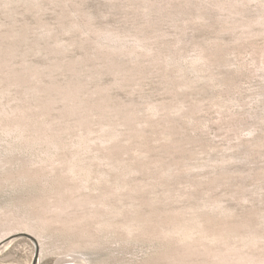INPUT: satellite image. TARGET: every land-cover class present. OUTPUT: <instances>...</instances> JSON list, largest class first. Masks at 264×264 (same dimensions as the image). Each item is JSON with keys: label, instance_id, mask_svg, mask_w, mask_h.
Listing matches in <instances>:
<instances>
[{"label": "rangeland", "instance_id": "1", "mask_svg": "<svg viewBox=\"0 0 264 264\" xmlns=\"http://www.w3.org/2000/svg\"><path fill=\"white\" fill-rule=\"evenodd\" d=\"M3 245L264 264V0H0Z\"/></svg>", "mask_w": 264, "mask_h": 264}, {"label": "water", "instance_id": "2", "mask_svg": "<svg viewBox=\"0 0 264 264\" xmlns=\"http://www.w3.org/2000/svg\"><path fill=\"white\" fill-rule=\"evenodd\" d=\"M22 234L25 235L26 237H28L29 239H31L35 243V245L38 244V240H37V238L33 234L27 233V232H23ZM38 255H39V248L36 246V253H35L34 264H36V262H37Z\"/></svg>", "mask_w": 264, "mask_h": 264}, {"label": "bare ground", "instance_id": "3", "mask_svg": "<svg viewBox=\"0 0 264 264\" xmlns=\"http://www.w3.org/2000/svg\"><path fill=\"white\" fill-rule=\"evenodd\" d=\"M2 237V236H1ZM5 240V239H4ZM2 243V242H1ZM9 244V243H8ZM6 246H8V245H3V246H1L0 247V252H1V250H3ZM249 262V261H248ZM244 264V263H243ZM260 264V263H259Z\"/></svg>", "mask_w": 264, "mask_h": 264}]
</instances>
